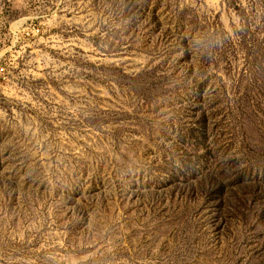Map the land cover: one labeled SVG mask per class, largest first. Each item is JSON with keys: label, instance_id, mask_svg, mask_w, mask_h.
<instances>
[{"label": "rangeland", "instance_id": "obj_1", "mask_svg": "<svg viewBox=\"0 0 264 264\" xmlns=\"http://www.w3.org/2000/svg\"><path fill=\"white\" fill-rule=\"evenodd\" d=\"M0 264H264V0H0Z\"/></svg>", "mask_w": 264, "mask_h": 264}, {"label": "built area", "instance_id": "obj_2", "mask_svg": "<svg viewBox=\"0 0 264 264\" xmlns=\"http://www.w3.org/2000/svg\"><path fill=\"white\" fill-rule=\"evenodd\" d=\"M40 30L39 29H32V30H27L25 32V36H33V35H36V34H39Z\"/></svg>", "mask_w": 264, "mask_h": 264}]
</instances>
